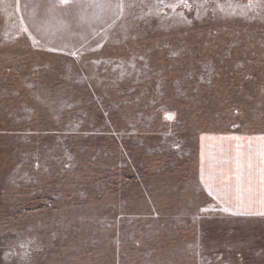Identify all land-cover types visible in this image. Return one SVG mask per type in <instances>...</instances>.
Returning <instances> with one entry per match:
<instances>
[{"label": "rangeland", "instance_id": "obj_1", "mask_svg": "<svg viewBox=\"0 0 264 264\" xmlns=\"http://www.w3.org/2000/svg\"><path fill=\"white\" fill-rule=\"evenodd\" d=\"M0 264H264V0H0Z\"/></svg>", "mask_w": 264, "mask_h": 264}, {"label": "snow or ice", "instance_id": "obj_2", "mask_svg": "<svg viewBox=\"0 0 264 264\" xmlns=\"http://www.w3.org/2000/svg\"><path fill=\"white\" fill-rule=\"evenodd\" d=\"M64 3H67V0H63ZM92 7L99 9L101 12L106 11V10H111V11H119L122 9V5L120 3H111V2H98L92 5ZM99 18V16H97ZM251 167V164L249 165Z\"/></svg>", "mask_w": 264, "mask_h": 264}]
</instances>
